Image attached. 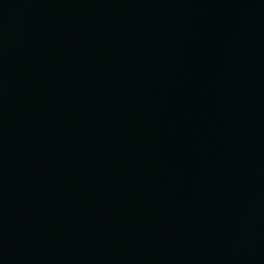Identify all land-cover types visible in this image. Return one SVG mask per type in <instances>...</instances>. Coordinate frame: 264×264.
<instances>
[{
    "label": "water",
    "instance_id": "water-1",
    "mask_svg": "<svg viewBox=\"0 0 264 264\" xmlns=\"http://www.w3.org/2000/svg\"><path fill=\"white\" fill-rule=\"evenodd\" d=\"M0 264H264V0H0Z\"/></svg>",
    "mask_w": 264,
    "mask_h": 264
}]
</instances>
